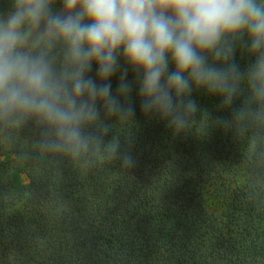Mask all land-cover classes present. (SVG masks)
Listing matches in <instances>:
<instances>
[{
    "label": "trees",
    "instance_id": "obj_1",
    "mask_svg": "<svg viewBox=\"0 0 264 264\" xmlns=\"http://www.w3.org/2000/svg\"><path fill=\"white\" fill-rule=\"evenodd\" d=\"M235 60L252 62L239 51ZM125 70L135 124L117 132L132 128L130 170L47 157L31 124L0 141V264H264V119L246 90L227 110L193 92L201 112L174 135L141 112L123 62L113 91Z\"/></svg>",
    "mask_w": 264,
    "mask_h": 264
},
{
    "label": "clouds",
    "instance_id": "obj_2",
    "mask_svg": "<svg viewBox=\"0 0 264 264\" xmlns=\"http://www.w3.org/2000/svg\"><path fill=\"white\" fill-rule=\"evenodd\" d=\"M238 51L252 58L243 70ZM121 62L141 112L174 135L194 127L195 91L227 110L246 90L264 119V0H10L0 11V141L31 124L47 157L135 167L134 83L125 70L111 84Z\"/></svg>",
    "mask_w": 264,
    "mask_h": 264
},
{
    "label": "rangeland",
    "instance_id": "obj_3",
    "mask_svg": "<svg viewBox=\"0 0 264 264\" xmlns=\"http://www.w3.org/2000/svg\"><path fill=\"white\" fill-rule=\"evenodd\" d=\"M59 8V5H57V9ZM17 178H18V182L20 183L21 181H25V179L20 176V175H17Z\"/></svg>",
    "mask_w": 264,
    "mask_h": 264
}]
</instances>
